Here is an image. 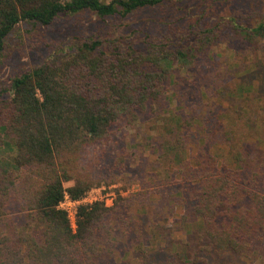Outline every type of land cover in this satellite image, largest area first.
<instances>
[{
  "label": "trees",
  "instance_id": "16d2710c",
  "mask_svg": "<svg viewBox=\"0 0 264 264\" xmlns=\"http://www.w3.org/2000/svg\"><path fill=\"white\" fill-rule=\"evenodd\" d=\"M171 1L182 0H0V53L21 21L49 28L60 16L89 11L110 27L72 36L0 87V264H99L121 243L134 197L112 207L79 205L72 227L58 206L65 193L77 200L92 187L89 148L159 114L175 77L212 57L224 37L252 51L264 39V11L251 0H231L227 12L199 15L174 35L127 24ZM167 113L145 144L175 167V195L189 209L182 222L191 218L201 230L197 252L216 261L264 253V153L244 139L260 136L261 119L248 115L245 123L222 108L200 122Z\"/></svg>",
  "mask_w": 264,
  "mask_h": 264
},
{
  "label": "rangeland",
  "instance_id": "374dc122",
  "mask_svg": "<svg viewBox=\"0 0 264 264\" xmlns=\"http://www.w3.org/2000/svg\"><path fill=\"white\" fill-rule=\"evenodd\" d=\"M229 1H171L134 13L127 24L130 28H153L158 36L174 35L199 15L209 18L218 12H227ZM251 2L264 11V0ZM98 28L110 27L89 11L60 16L49 28L19 22L0 53V87L7 85L21 70L50 59L57 47L68 44L72 36L93 33ZM260 40L257 50L252 51L237 40L224 37L215 45L212 57H204L203 64L198 63L195 70L175 77L167 105L160 107L159 114H146L136 125L117 129L108 143L89 148L84 158L91 166L93 184L89 189L103 186L106 189L100 195L104 197L113 193L105 200L111 205L95 202L112 207L118 197H134L130 223L120 237L121 243L99 264H264V253L248 258L223 256L216 261L209 254L197 252L201 230L191 218H184L182 222L184 214L188 217L189 209L180 202L181 197L175 195L174 182L179 179L175 177V167L145 144L149 136L155 134V129L161 127L170 110H178L186 116L192 113L200 122L206 113L222 108L238 111L245 123L248 115L261 119L260 136L246 133L244 139L264 153V39ZM222 149L224 147L219 145L214 151ZM194 152L193 143H189L186 157L192 160ZM164 178L173 180L167 189L160 184ZM138 192L141 195H137ZM94 196H98V192L87 197L83 204H88ZM74 222H71L73 228Z\"/></svg>",
  "mask_w": 264,
  "mask_h": 264
},
{
  "label": "built area",
  "instance_id": "2783aa9c",
  "mask_svg": "<svg viewBox=\"0 0 264 264\" xmlns=\"http://www.w3.org/2000/svg\"><path fill=\"white\" fill-rule=\"evenodd\" d=\"M105 189L106 188H104L103 186H101V188L100 187L91 188V189L87 190L80 199H77V200L71 199L68 196V194L65 193L64 196H63V199L59 202V206L58 207L61 208L62 210H64L67 213V216H68L70 222L75 221L78 206L79 205H87V204H83L84 203L83 201L87 197H91L94 193L98 192V196H94L93 200H91L93 202L89 201L88 204H92L95 201H103L105 205H111V203L107 204V202L105 200H107V198H110L111 197L110 195H113V193L112 194L111 193L110 194H106L105 197L100 195V193L102 191H104ZM97 199H99V200H97Z\"/></svg>",
  "mask_w": 264,
  "mask_h": 264
}]
</instances>
